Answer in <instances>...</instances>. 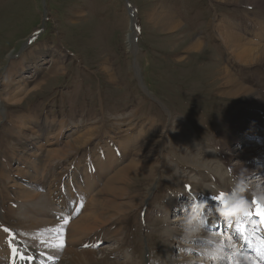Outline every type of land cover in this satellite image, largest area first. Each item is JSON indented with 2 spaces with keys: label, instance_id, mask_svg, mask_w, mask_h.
I'll use <instances>...</instances> for the list:
<instances>
[{
  "label": "rangeland",
  "instance_id": "obj_1",
  "mask_svg": "<svg viewBox=\"0 0 264 264\" xmlns=\"http://www.w3.org/2000/svg\"><path fill=\"white\" fill-rule=\"evenodd\" d=\"M127 1L134 5L139 23L136 51L127 42L132 23ZM244 1L168 0V10H179L186 27L166 33L140 20L145 16L138 9L149 11L153 5L147 0H0V221L18 236V250H55L61 255L54 264H61L67 254L46 243L63 239L60 250H96L97 259L88 264H168L183 253L191 262L204 261L200 250L215 247L191 240L185 245L178 239L186 227L184 219L195 217L191 226L201 225L182 181H199L195 169L210 167L207 174L213 179L209 176L206 185L193 189L195 195L236 189L241 180L245 192L264 193V163L255 162L264 159L258 155H264V64L244 65L231 56L220 35L222 26L217 28L224 21L250 40L244 45L264 44V3L258 7ZM80 7L87 10L85 18L77 12ZM194 36L205 44L201 51L191 49ZM225 67L252 92L222 94L229 89L222 84ZM51 68L62 71L47 75L41 87L33 89ZM112 73L119 77L110 81L106 74ZM14 87L22 88V100L7 99ZM81 135H89L88 141L73 142ZM157 136L162 140L152 155L135 153ZM52 148L57 152L49 156ZM139 157L144 169L138 167V174L124 182H110L122 191L98 193L118 169L133 159L137 163ZM233 168L248 173L237 178ZM22 172L38 174L40 182L28 183ZM73 173L84 178L80 174L72 180ZM257 177L261 181L253 180ZM25 189L41 194L31 204L42 211L36 219L50 221L40 227V242L33 245L21 235L29 234L24 227L36 226L21 204L26 201L19 194ZM175 195L186 207L175 209ZM92 199L104 205L93 207ZM207 199L202 197L200 203ZM67 200L84 204L76 218L101 212L105 219L97 221L93 231L72 229L70 236H61L70 208ZM169 227L177 233L169 235ZM201 230L218 238L230 236L223 229ZM99 238L98 247L89 245ZM231 257L215 258L216 263L227 264Z\"/></svg>",
  "mask_w": 264,
  "mask_h": 264
},
{
  "label": "bare ground",
  "instance_id": "obj_2",
  "mask_svg": "<svg viewBox=\"0 0 264 264\" xmlns=\"http://www.w3.org/2000/svg\"><path fill=\"white\" fill-rule=\"evenodd\" d=\"M221 1H228V2H234V3H244L245 2L244 0H221ZM246 3H248L250 5H256L258 7H262L263 6V3H264V0H246ZM133 8H134V6L131 5V11H132L131 12V14H132V21L131 22L132 23H131V32L128 35V41L127 42L129 43V49L132 50V51H136V15H135V11L133 10ZM169 13H168V19H167V21L164 20L163 18L162 19L166 22V25L168 26V28H169L170 31H172V32L177 31V30L179 31L181 29V27H182V24L180 23V21L177 19V17L172 12L170 14ZM166 15H167V13H166ZM222 22H223V24L222 23H221V25L218 24L217 25V28L220 29V26H222V30L220 31V35H221V38L223 39L224 46L229 49V54H231V56L232 55L235 56L244 65H254V64H258V63L264 64V44H256V43H254L255 45H244V43H247L248 44L250 42V40L245 39V37H243V35H241L240 33L235 32V30H234V28L232 27L231 24H227L224 21H222ZM204 45H205L204 42L201 39H199V37L198 38L195 37L194 45L192 46L191 49L193 51H199L200 49H202V47ZM105 65H106L105 66L106 68H109L110 67V63L109 62H105ZM49 71L47 72V74H46V76L44 78H41L39 81H36L35 82L34 87H32L33 89H36L38 87H41L42 83L44 81H46L47 75H51L53 73H58V72L62 71V69L51 68ZM137 72H138V74H140V70H137ZM221 74H222L221 77H223V80H224L223 83H222L223 86H224V88H229L226 91L223 90L222 94L227 95V96L228 95L234 96V95H239L238 93H249L250 94L252 92L251 89H249L248 87H246L243 84H241L240 82H238L237 79L235 78L234 74L230 70H228V68L225 67L223 69V71H222ZM21 92H23V90H22V88H19V87H14L13 89H10L9 91H7V93H9L8 94L9 95V98H7V99H10L11 101H13V99L18 98L21 95ZM18 100H22V99H19L18 98ZM3 111H4V109H3ZM32 115L33 114H31V116ZM10 131H11V129H10ZM14 131H16V130L14 129ZM54 136L56 137V135H54ZM88 138H89V135H87V136L86 135H81V136L75 138V140L73 142H76V143L79 144L80 142H86V141H88ZM161 140H162V138H160L159 136L153 137L151 139H147V141L145 143H143L142 145L136 147L134 149V151H135V153L137 155H140V157H142V158H144V156H150V155H152V152L151 151H154V148H156L159 145V142ZM73 142L69 143V146H71V144ZM32 144H33V142H32ZM50 147H51V145H50ZM78 147H79V145H78ZM56 152H57V149L56 148L55 149L52 148V149H50L47 152V154L49 156H52ZM258 155H259V157H261L262 154L259 153ZM140 157H139L137 163H135L134 162L135 159H133L132 161L129 162V164H127L124 167L118 169L109 178L108 184H106L103 187V189L101 191H99L98 193L101 192L100 194H102V193H105V194H114V193H117L119 191H122L121 190L122 189L121 187H118V186H114L113 187L112 185H110V182H113V181L114 182H124L126 178L128 179V177H130V175H132V176L137 175L138 173H137L136 169L138 167L140 169H144L145 168V166H142L140 164V161H141ZM195 170L197 171V174H199L201 176L200 179H199V181L183 180L182 181V183L184 185L183 192L185 191V188L186 187H188L191 190L193 188L194 189H199L203 185H206V183H207L206 180L209 181L210 178H212V176L210 174L209 175L207 174V173H210V171H209L210 170V167H207V168L200 167V168H197ZM231 172L237 178H240V177L244 176L246 173H248V171L246 169H238V170H235L234 168L231 170ZM80 174L83 175L82 178H84V174L83 173H80ZM80 174L73 173L71 175V179L73 180V177L75 175L79 177ZM88 174L89 173H87L85 175L87 176ZM5 175H6V173H5ZM23 176L25 177L23 179L26 180L30 184H32L33 181L40 182V181H37V179L39 177L38 174H33V172L31 174H24L23 173ZM209 176H210V178H209ZM41 177H42V175H41ZM179 177H180V175H179ZM261 178L260 177H257L256 179H253V180H255V181H259L260 180L261 181ZM97 180H99V178ZM22 184L17 183V185H19V186L22 185ZM74 184L76 186V185H78V182L75 180V183ZM229 184L231 185V183H229ZM226 189H229L227 193H223L221 196H217V197H220V199H217V198H212L211 199V203H213V201H217L218 202V205L216 207V209L218 211H219L220 208H223V209H225V212H226L227 210H229L228 208L234 207V201L235 202H239L240 196L243 195L248 200V204L246 206H244V210H243L245 214H252V213H255L256 211L262 212V213L264 212V200L257 199L258 196H260V195H262L264 193H262V194H255L256 195L255 196L254 193H251L250 190H246V192H244V193H237V191L234 190V188H232V187L231 188H227L226 187ZM20 190H21V188H20ZM25 190L26 191H25L24 194H19V196L21 198H23L24 201H26V202H21V204L24 203L27 206L26 208L28 209V211L32 213V215L34 217L33 218L30 217L29 222H30L31 225H36V226H33V227H24V228H28L30 234H26L27 233L26 232V233L22 234L23 235L22 237H24L25 239H28L29 238L30 241H31V243H33V244H38L40 242V240L37 239L36 236H38V232H39L40 227H44V224H47L50 221L49 220L48 221L47 220L45 221V219H43V220L36 219V216L39 215L40 214L39 212H42V211H39V208L31 207V204H33L34 202H38L39 201V199H36V198L39 195H41V194L35 193V192H31L28 189H25ZM153 190H154V186L149 189V192H152ZM213 194H215V192ZM227 196L233 197L234 198V201L233 200H230V199H227ZM195 197H197V196L195 195ZM172 202H173V200H172ZM172 202L169 201L167 203V205H168V207H166L167 209L170 208V206L172 205ZM91 203H92L93 207H97V205H104V203L102 201H100L99 199H92L91 200ZM65 204L68 205V207L71 206V210H72V207H74V206L75 207L77 206V207H76V212L73 214V216L71 218L72 219V221H71L72 223L67 222L68 220L67 221H64L65 222L64 225H63L64 228H60L59 229L61 231L59 233V235H61V236H70L71 235V232H72L71 231L72 229L75 232H90V231H93L94 229H96V227L98 225L97 224V221L98 222H101L102 220L105 219V217H102V213L101 212H85L84 214H82L78 218H76L77 213H78L77 210L79 209V205L80 204L73 203L72 201L69 202V200H67V202ZM71 204H74V205H71ZM205 204H209V203H205ZM229 204H232V205L229 206ZM68 207H66V208H68ZM68 210H69V208H68ZM208 211H211V210L210 209H207V208H204L203 209V214L206 215L208 213ZM48 212H52V210H50ZM27 215H29V214H27ZM184 221H185V219H184ZM213 226L215 227V225H213ZM2 227H3V225H2ZM2 227H1V224H0V242H2V240H3L2 233L4 232V230H3ZM9 228H10V226H9ZM24 231H25V229L23 230V232ZM167 231L169 232V235H171V234L177 233L178 230H176L175 228L171 229L169 227ZM203 232H204V230H203ZM203 232L201 230L200 233L196 234L191 241H193V242L194 241L195 242H200L201 245H202V243H204L207 246H210V245H213L214 247H217V246H222L223 247L224 246V240H223V238H226V237H223L222 236L221 238H218V236L216 234H214V235H216V236H214L213 233L210 234V235H204ZM230 237H231V235L229 237H227L226 239L229 242L231 241L230 242L232 244V246H231L232 248L230 249L231 250V254H230L229 251H227V252H229L228 253V256L231 255L232 257L229 258V259L227 258L228 259L226 261L227 264H255L254 261H251L249 257L248 258L246 257V258H244L242 260H236L235 259V256L237 254H239V251L238 250H235V247H234L235 246V243L234 244L232 243L233 240L230 239ZM102 239L103 238H99L95 243H92V244H89V245L96 246V244L100 243V240H102ZM108 239L109 238L105 239V241H108ZM63 241H65V240L62 239V241H59V242L49 241L48 243H46L47 248H53L51 246L54 245V247L56 246V248L58 249V251H62V252H64V254H67L68 258H65L64 257L65 255L61 257V261L63 262L61 264H88V263L92 262L95 258L97 259V257H98V256L96 257V254H97L96 250H60V249H62V246L61 245L64 244ZM57 244L58 245L61 244V245L58 246ZM15 245H17V243ZM0 247H1V245H0ZM30 248H31V246H30ZM203 249L200 250V251H202L201 253L204 254L205 251ZM54 251L55 250H47V251L40 252L39 250L34 249V250L31 251V254H30L31 257L29 258L30 255H27V256H17L16 252H14L12 254H9L6 251H3L2 249H0V264H4V261L5 260H10L6 264H13V262H11V260H16V262H18V263L20 262V260H24V262H26L27 264H54L58 259H60V255H61V252L60 253H56ZM197 251L199 252V250H197ZM168 253H169V255H172L171 254V251L168 252ZM218 254H220V255L213 256L212 257L213 259H211V260H215V263H216V259L215 258H221V257H223V255H226V254H223L220 251L218 252ZM181 257L182 258H178L177 257L175 260H173V262L168 260L169 261L168 264H171V263L172 264L173 263L174 264H183V263L189 264L191 262L190 259L184 257V253L181 255ZM128 260H130V259H128ZM35 261H37V262L34 263ZM130 263H132V262H130ZM202 263L203 262L197 263V261L191 262V264H202ZM128 264H129V262H128Z\"/></svg>",
  "mask_w": 264,
  "mask_h": 264
},
{
  "label": "crops",
  "instance_id": "obj_3",
  "mask_svg": "<svg viewBox=\"0 0 264 264\" xmlns=\"http://www.w3.org/2000/svg\"><path fill=\"white\" fill-rule=\"evenodd\" d=\"M126 1V0H125ZM147 1H152L151 3H153V5H152V7L150 8V10L149 11H144V10H142V12L138 9V12H139V15L141 16H145L143 19H144V21L140 18V20L142 21V23H143V25L144 26H149L150 28H152V29H156V30H158V31H160V32H162V31H164V30H166L167 32L166 33H168V30H169V28H168V26L166 25V22L164 21V20H166L167 21V19H168V13L170 12V11H174L175 12V14H176V17H177V19L180 21V23L182 24V27L181 28H183V27H186V24L184 23V21L182 20V18L179 16V10H174V6L173 5H171V6H173V8H171V10L169 9L168 10V0H147ZM158 1L159 2H162L161 3V5L159 4L158 6H156V3H158ZM179 1V0H178ZM221 1V0H220ZM172 4V3H171ZM126 5H127V2H126ZM134 6V5H133ZM127 8H128V6H127ZM179 9H183V6H181V5H179ZM137 10V9H136ZM77 12L79 13V14H81V18H85L86 17V15H87V10H86V8H78L77 9ZM128 12L130 13V11L128 10ZM137 12V13H138ZM148 12V13H147ZM166 13H167V15H166ZM171 13V12H170ZM169 13V14H170ZM159 14V15H158ZM166 15V16H165ZM160 16V17H159ZM164 20H163V19ZM162 22H161V21ZM146 22H147V24H146ZM165 22V23H164ZM166 28V29H165ZM107 61V60H106ZM91 73L93 74L94 72L93 71H91ZM107 75V79H109L110 81H112V80H114V79H116V77H119L118 75L116 76V74L115 73H112V75H110V74H106ZM112 79V80H111Z\"/></svg>",
  "mask_w": 264,
  "mask_h": 264
},
{
  "label": "clouds",
  "instance_id": "obj_4",
  "mask_svg": "<svg viewBox=\"0 0 264 264\" xmlns=\"http://www.w3.org/2000/svg\"><path fill=\"white\" fill-rule=\"evenodd\" d=\"M246 189V185L243 180L239 182V184L236 187L237 193H244ZM227 199L233 200L234 198L231 196H227ZM257 199L264 200V194L260 195L257 197ZM248 204V200L245 196L241 195L239 198V202L234 201V211L235 212H241L244 210V206ZM192 212L193 213H198L200 209H203L205 207L204 203H193L192 204ZM219 211L224 212L225 209L220 208ZM195 217H189L185 220V225L186 227L184 228L183 235L179 237L178 239L181 240V242L185 245H189L190 240L194 238V236L201 231V225H198L196 227H192V219ZM216 253V249H206L204 253V261L203 264H209V261H211L212 257Z\"/></svg>",
  "mask_w": 264,
  "mask_h": 264
},
{
  "label": "snow or ice",
  "instance_id": "obj_5",
  "mask_svg": "<svg viewBox=\"0 0 264 264\" xmlns=\"http://www.w3.org/2000/svg\"><path fill=\"white\" fill-rule=\"evenodd\" d=\"M240 230H241L242 232L245 230L244 227H243V225H241Z\"/></svg>",
  "mask_w": 264,
  "mask_h": 264
}]
</instances>
